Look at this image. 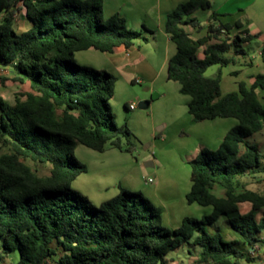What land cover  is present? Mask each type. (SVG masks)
Instances as JSON below:
<instances>
[{"label": "trees", "instance_id": "1", "mask_svg": "<svg viewBox=\"0 0 264 264\" xmlns=\"http://www.w3.org/2000/svg\"><path fill=\"white\" fill-rule=\"evenodd\" d=\"M103 7L104 0H0V66L10 73L1 82L30 85L14 103L0 96V260L19 251L11 264H172L170 250L192 239L202 248L195 264L253 262L243 245L256 249L264 241V194L242 179L264 176L258 144L248 140L264 129V72L250 86L240 81L238 90L226 94L221 68L206 74L213 65L250 64L244 43L254 38L247 30L230 35L232 24L216 23V13L207 34L194 38L185 26L200 27L193 14L212 8V0L179 3L165 24L176 45L167 78L190 96L192 122L238 119L217 150L202 147L187 158V202L212 206V212L185 216L170 228L162 223V208L141 191L120 186L117 195L96 205L73 189L88 170L74 155L78 145L133 152L138 141L112 112L117 77L74 59L76 51L113 52L142 36L120 13L105 17ZM22 10L31 25L18 31L16 13ZM261 57L264 62V47ZM45 165L49 172L43 174ZM219 187L222 195L215 193ZM242 203L249 204L248 212ZM221 216L237 238L207 229Z\"/></svg>", "mask_w": 264, "mask_h": 264}, {"label": "crops", "instance_id": "2", "mask_svg": "<svg viewBox=\"0 0 264 264\" xmlns=\"http://www.w3.org/2000/svg\"><path fill=\"white\" fill-rule=\"evenodd\" d=\"M133 1H135L136 4L137 1L142 2V0ZM184 1L186 0H159L158 9L152 11V9L149 7L144 8L145 10L143 11L147 13L148 17H151L152 19L156 18V21H158L156 24L158 27L157 33L152 32V35L158 44V50H156V53L147 51L146 47L142 43L136 41L130 47L119 46L113 52L101 51L106 53H103L104 55L94 51L95 49L80 50L74 53V56H77L84 61H94V63H90L93 65V67L106 69L113 74L118 75V78L115 82V91L113 96L114 98H117L116 111L118 117H123V108L121 107L119 100L120 96L122 95L121 86L127 84V80L132 82H142V78L136 77L139 75L150 82L151 89H154L155 87L160 88L164 84H169L167 83V80L169 82V79L167 78L168 60L176 52V45L171 39L170 35L166 32L165 24L168 14L179 3ZM113 2H115V4L113 3L114 6L111 7L110 10H107L106 17L114 14L116 9L120 10L118 13H120L123 17H126V12L124 13L122 10L123 0H113ZM104 4L106 5V2ZM130 9L132 8H129L128 13L131 12ZM22 13L24 14V10H22ZM213 13L217 14L216 23L232 24L233 27L231 29L230 35L233 36L238 32L247 30L251 35L254 36L252 40L244 43V47L248 51L247 59L251 60L250 64H231L223 66L228 68L230 71L229 73L234 77L233 82L235 84L231 86L233 88L231 91L238 90L240 81H244L248 86H250L254 82L255 76L258 73L264 72V62L262 61L261 57V51L264 47V0H212V8L198 9L193 14L200 20L201 26L194 27L191 25H186L185 29L194 38L205 36L208 32V24ZM26 20L28 28L30 27L31 22L27 18ZM236 23H239L240 26H237ZM145 40L148 42V44L150 43L149 37H145ZM214 41L216 40H211V42ZM253 42L255 43L253 44ZM200 55H203L202 50L200 51ZM92 57L96 58V62ZM236 71L238 73H235ZM120 82H122L123 85ZM222 82L223 80L221 81V87ZM178 84L179 85H175V87H171L168 91H159L157 96L165 100L171 98L170 101H165L166 104H172L171 106L163 104L162 101L160 103V106H163V108L168 109V107H171L172 110L169 111L171 115L169 120H171V123L173 125L177 124L181 126H193L196 130L201 128L199 126H204V129H216V139L219 142L222 141L223 137L228 131V127L234 126L237 123L235 120H227V118L234 117H217L215 119H206L199 121L196 124L194 123V125L192 123V115L189 113L188 107L190 96L182 95L183 93L180 91L181 85L180 83ZM261 94L263 95V92H261ZM146 95L147 94L145 92L144 96L142 97H147ZM136 97L139 98L140 96L137 95ZM122 104H124V108L126 110H129L130 100L128 101V98H125ZM151 116L152 117L150 118L153 122L165 121V123L159 128L160 133L158 134L157 132L153 131L152 135L155 138H159L158 142H166L169 132L165 130V133L163 134L162 130L169 126V122L166 121L168 119L165 115V118H155L156 120L154 119V114ZM207 120H215L216 123L215 125H207ZM126 122L128 123V118L126 119L125 123ZM192 137L193 136H191V138ZM196 142L198 143V141ZM187 149L188 152L192 151V149ZM79 152L89 157V159L83 160V162L88 165V170L83 173H89V177L88 179H84L81 177L83 176V173H81L77 176L72 184L75 185V187H77V189H79L93 203L99 205L103 201L114 197L119 193L120 186H124L129 189L140 190L141 192L148 193L149 197L162 208L163 216L165 214V219L163 220L166 224L172 225V227H177L182 223V220L186 214H182L176 209H172L170 211L168 208L169 205H171L172 208L174 206L176 195L174 193L175 188H173L174 183L163 177L162 174H159V176H162H160L157 181L156 178L150 176L147 178L146 175L148 174V171L145 172L138 163L134 162L133 164L131 161H127V155L119 153L127 151H122L117 148H109L105 151H102L106 152L104 155H98L92 151H89L88 149L82 148H79ZM155 163V160H151L146 164L147 166H152L155 165ZM153 172L158 174L157 170ZM151 179H153V181H151ZM151 184L155 185L151 187ZM220 219H224V216H221L219 220ZM262 238L264 239V235H262ZM243 249L250 257L255 258L253 262H257V264H264V241L259 243V246L256 249L251 247L249 244H244ZM253 262L248 263L243 261L244 264H251Z\"/></svg>", "mask_w": 264, "mask_h": 264}, {"label": "rangeland", "instance_id": "3", "mask_svg": "<svg viewBox=\"0 0 264 264\" xmlns=\"http://www.w3.org/2000/svg\"><path fill=\"white\" fill-rule=\"evenodd\" d=\"M106 2V5L104 4L103 7V14L106 17L107 10H110L111 7L114 6L115 2L113 0H104V3ZM159 0H142V2L137 1V4L133 0H123L122 3V10L125 13L126 12V22L127 26L131 29L138 30L142 32V36L137 38L135 41L142 43L147 51L151 53H156L158 50V44L156 40L154 39L152 32L157 33L158 27L156 21L157 19H152L151 17L147 16V13H145L143 10L144 8H151L152 11L158 9ZM114 3V4H113ZM117 8V7H116ZM129 8L131 12L128 13ZM115 12H120V10L116 9ZM114 12V13H115ZM151 14V13H150ZM27 20L22 13V11H18L16 13V27L18 31H23L27 28ZM145 37L150 38V43L145 40ZM255 42H253L254 44ZM94 50V49H93ZM98 53H101L102 55L106 54L104 52H101L99 50H94ZM85 53V52H84ZM104 53V54H103ZM94 60L96 58L92 57ZM74 59L77 63L81 65H92L90 63H94V61H84L83 59L78 58L77 56H74ZM96 62V60H95ZM93 66V65H92ZM99 68V67H96ZM221 68L222 71V93L225 94L229 91H231L233 88L231 87L233 84L234 77L229 73V69L226 67H220L217 65H213L209 67L206 74L207 75H215L219 69ZM112 73V72H111ZM115 75V74H114ZM1 76H10V73L8 69L3 68V70H0V77ZM118 78V75H115ZM142 82H132L127 80V84L123 85L122 82V95L120 96V105L123 108V117H118L117 115V107H116V99L114 98L110 101L112 105V112L115 116V121L122 125L125 123L126 119L128 118V124L130 129L133 131V133L137 136L138 141L136 143V149L133 152H119L122 154L127 155V161H131L133 164L138 163L143 170L146 172L148 171V174L146 175L147 178L153 177L157 179L163 175L166 179L174 183L173 188H175V200H174V206L173 208L171 205L168 206L170 211L172 209L178 210L180 213L186 214V216H192L196 218H202L205 214H209L212 212L213 208L212 206H202L197 203L189 204L186 199V193L191 189L192 181H191V166L186 158L187 156L192 155L194 152H199L202 147H207L212 150H217L221 144L222 141H217L216 134L217 131L212 130V128H205L204 126H199V130H196L193 126H181V125H173L171 123L170 113L169 111L172 110L171 107H168V109L163 108V106H160V103L162 101L163 104L167 106H171L172 104H166L165 101H170V99H162L159 97H155L154 95L156 93L164 92V90H170L171 87H175V85H179L178 82L173 80H167V83L164 84L162 87L154 89L150 88V82L141 77ZM161 81V79H160ZM159 83V82H158ZM163 83V82H162ZM30 90L29 83L20 84L16 83L12 80H7L5 84L1 82L0 79V96L4 97L8 102L14 103L15 97L18 93ZM146 92L147 97L144 96V93ZM178 93V92H176ZM140 96L139 98L136 96ZM186 95V94H182ZM189 97V96H188ZM125 98H128V101L130 100V103L135 101L137 108L134 110H126L124 108V104L122 102L125 100ZM142 100H149L150 105L147 108H140L139 102ZM262 101L264 102V98L262 97ZM125 109V110H124ZM154 114V119L158 118H166L169 122V126L164 128V131H168V139L166 142H158L159 138H155L152 135V132L155 131L158 134L160 133V126H162L165 121H155L153 122L150 117ZM165 115V116H164ZM120 118V119H119ZM157 119V120H158ZM235 120L238 123V120L236 118H227ZM156 120V119H155ZM193 124L197 122H192ZM207 125L213 124L215 125V120H207ZM236 123V124H237ZM191 124V125H193ZM194 124V125H195ZM235 124V125H236ZM233 126L228 127V131ZM227 131V132H228ZM205 134V135H204ZM191 136H193L191 138ZM248 140L251 142H255L258 144L259 152L261 154L262 161L264 163V129L261 131H258L254 133L253 135L248 137ZM198 141V143L196 142ZM216 142V143H215ZM196 146V147H195ZM79 148L82 149H88L89 151H92L98 155H104L106 152H98L96 150H93L91 148H87L86 146L80 144L75 148L74 155L80 159L85 160L89 159L87 155H83L79 152ZM192 149V151L188 152V149ZM187 149V150H186ZM188 152V153H187ZM155 160V165L147 166V162ZM158 171V174L154 173L153 171ZM40 172L41 173H48L49 172V166H40ZM159 174H162L159 176ZM83 176H81L84 179H88L89 173H83ZM243 183H246V186L248 189L257 190L260 193L264 194V176L259 177H253L251 175H248L242 179ZM155 184H151V187ZM72 187L74 190L82 193L75 185L72 184ZM129 189V188H128ZM132 191H140V190H134L130 189ZM174 191V190H173ZM223 189L217 188L215 190V193L217 195H222ZM145 197L150 199L151 202L158 206L155 201H153L148 193L143 192ZM83 194V193H82ZM172 202V201H171ZM173 203V202H172ZM95 204V203H94ZM168 204V203H167ZM171 204V203H170ZM97 205V204H96ZM241 210L243 212H248L250 210V206L248 203H242L240 205ZM199 209V210H198ZM201 209V210H200ZM258 215H262V212L259 211ZM165 219V214L163 216L162 213V223L170 228L172 225H168L163 220ZM178 227V226H177ZM222 230L224 236L226 239H235L237 236L232 232L231 229L227 227V225L224 222V219H220L216 225H210L208 226L209 231H215L217 229ZM264 235V232L261 233ZM201 246L195 245L193 243V240L191 239L189 242H185L184 244L180 245L179 247L170 250V252L167 254V258L171 260L172 264H195L194 260L199 256V253L201 251ZM0 253H2L1 249V239H0ZM20 258L19 251H11L9 255L5 258L6 260L2 262L0 260L1 264H10V263H16ZM251 264H257V262H253Z\"/></svg>", "mask_w": 264, "mask_h": 264}, {"label": "water", "instance_id": "4", "mask_svg": "<svg viewBox=\"0 0 264 264\" xmlns=\"http://www.w3.org/2000/svg\"><path fill=\"white\" fill-rule=\"evenodd\" d=\"M154 96L157 97L158 93H156ZM149 104H150L149 100H142L139 102V107L140 108H147V107H149Z\"/></svg>", "mask_w": 264, "mask_h": 264}, {"label": "built area", "instance_id": "5", "mask_svg": "<svg viewBox=\"0 0 264 264\" xmlns=\"http://www.w3.org/2000/svg\"><path fill=\"white\" fill-rule=\"evenodd\" d=\"M0 70H3V67H2V66H0ZM136 108H137V105H136L135 102H131V103L129 104V109H130V110H134V109H136ZM151 181H153V179H151Z\"/></svg>", "mask_w": 264, "mask_h": 264}]
</instances>
